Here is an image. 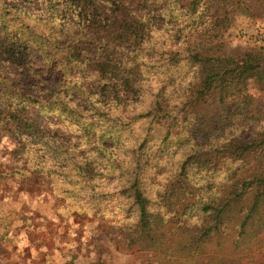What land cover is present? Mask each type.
<instances>
[{"label": "trees", "instance_id": "obj_1", "mask_svg": "<svg viewBox=\"0 0 264 264\" xmlns=\"http://www.w3.org/2000/svg\"><path fill=\"white\" fill-rule=\"evenodd\" d=\"M235 14L264 15V0H0L14 173L162 264H253L264 118L248 83L264 54L223 51Z\"/></svg>", "mask_w": 264, "mask_h": 264}, {"label": "rangeland", "instance_id": "obj_2", "mask_svg": "<svg viewBox=\"0 0 264 264\" xmlns=\"http://www.w3.org/2000/svg\"><path fill=\"white\" fill-rule=\"evenodd\" d=\"M255 26L264 27V15L235 14L218 39L223 51L237 56L260 49L238 37L242 30L250 31ZM261 50L264 54V48ZM248 93L264 118V71L250 80ZM33 114L43 126L55 125L52 115L35 110ZM262 125L261 120L247 124L250 129ZM13 145V138L0 132V264H162L150 250L122 248L100 217L77 211L65 213L60 208L61 197L46 185L36 189L24 184L14 173L16 163L10 158ZM258 237L260 246L250 255L253 264L264 263V232Z\"/></svg>", "mask_w": 264, "mask_h": 264}, {"label": "built area", "instance_id": "obj_3", "mask_svg": "<svg viewBox=\"0 0 264 264\" xmlns=\"http://www.w3.org/2000/svg\"><path fill=\"white\" fill-rule=\"evenodd\" d=\"M238 37L244 42H250L261 48H264V27L255 26L250 31L242 30Z\"/></svg>", "mask_w": 264, "mask_h": 264}]
</instances>
